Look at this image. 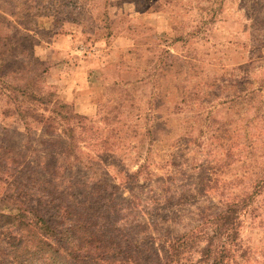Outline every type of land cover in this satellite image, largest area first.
<instances>
[{"label":"rangeland","instance_id":"obj_1","mask_svg":"<svg viewBox=\"0 0 264 264\" xmlns=\"http://www.w3.org/2000/svg\"><path fill=\"white\" fill-rule=\"evenodd\" d=\"M227 208L223 264H264V0H0V264L40 217L189 264Z\"/></svg>","mask_w":264,"mask_h":264},{"label":"trees","instance_id":"obj_2","mask_svg":"<svg viewBox=\"0 0 264 264\" xmlns=\"http://www.w3.org/2000/svg\"><path fill=\"white\" fill-rule=\"evenodd\" d=\"M233 212L234 210L232 208H227L224 212L218 214L213 218L214 226L211 231L212 234L209 235V233H205V235L207 236L205 245L199 248L197 259L191 260L189 264H223L224 257L226 256V248L223 245H215L213 239L215 235L221 234V230L223 229L224 224H234L236 222V217L235 215L233 216ZM71 216L72 218H79V214L77 213V211L72 212ZM231 216H233V220H229ZM71 226V229H73L74 226L72 224ZM86 226L87 225H84V227L82 225H77V227L80 229H86V232L88 234V238L84 239L87 243L85 250L79 251L78 249V251H69L67 249H64V244L67 242V240L64 238H67V236L63 235H67L66 230L57 231L42 217H40L39 221L37 219L35 223L31 225V227L33 229H38L39 231H36V234L42 236H35V246H40L41 248L46 249V255L42 257V259L46 258V261L42 264H166L163 263V261H161L160 258L155 255L153 256L143 253V250H133L130 245L126 246L122 244L123 241H121L120 239H115V237L113 238L111 234L107 235V237L105 236L106 234L102 236L93 234V232H91ZM44 237L46 239H53V242L46 240ZM75 238L78 240L79 236H76ZM180 241H184V238L178 240L177 245H171V248L175 251L173 253V256H175L177 262L180 261V258L182 256V252L179 248L184 244V242H181L180 245ZM101 243H106L110 246H113L115 250L111 253L102 251L100 254L96 255V253L90 251V247L88 248L89 245H94L95 249H97L101 246ZM47 252H49L48 255ZM33 257L34 255L27 256L25 257V259H23L24 256L20 257V261L18 264H33Z\"/></svg>","mask_w":264,"mask_h":264}]
</instances>
